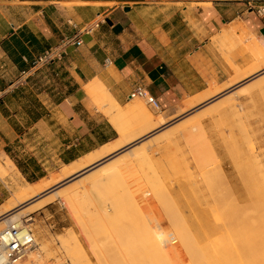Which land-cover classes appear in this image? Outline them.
Segmentation results:
<instances>
[{"label":"crops","instance_id":"1","mask_svg":"<svg viewBox=\"0 0 264 264\" xmlns=\"http://www.w3.org/2000/svg\"><path fill=\"white\" fill-rule=\"evenodd\" d=\"M262 8L264 0H0V169L14 173L12 193L117 139L107 105L85 92L92 80L122 109L138 102L154 118L181 115L209 84L232 77L230 39L264 44ZM65 38L81 44L36 64ZM241 49L233 58L244 67ZM136 88L157 105L130 99ZM12 193L0 178V207Z\"/></svg>","mask_w":264,"mask_h":264},{"label":"rangeland","instance_id":"2","mask_svg":"<svg viewBox=\"0 0 264 264\" xmlns=\"http://www.w3.org/2000/svg\"><path fill=\"white\" fill-rule=\"evenodd\" d=\"M253 38L250 36L247 43ZM247 43H241L239 38L230 39L228 47L224 50L231 54L229 65L232 77L220 85L209 84L206 93L225 88L238 73H244L253 64V55L247 48ZM239 44L242 49L236 55L246 54L247 63L244 67L234 63L233 54L237 51ZM253 77L255 78L252 76V79ZM250 79L251 77L239 86L249 84L247 82ZM102 89L105 88L98 83L95 96L87 95L97 108L107 105L104 109L106 113L108 104L103 100ZM233 90L225 93H230L226 97L233 99L230 101V107L228 106L220 114L197 117L202 110H199L202 108L200 106L199 109L164 118L167 124L163 125V128L169 125L175 126L184 120L197 121L201 127L198 133L193 132L192 136H186L187 128H181L172 133L175 138H172L170 142L165 139L152 142L153 144L147 146V156L144 160L122 170L116 177L103 182L96 189L91 188V181L83 178L68 182L66 184L68 190H76L80 193L75 210L62 198H56L41 209L22 215L19 218L20 224L27 226L33 234L34 246L29 252H32L33 259L36 260H28L25 257L22 259L23 262L22 260L17 262L22 264H25L24 262L28 264H103L108 263L105 257L110 259L112 252L116 253L117 249L123 251L118 246L121 242L128 248L135 262L149 264L142 253L135 231L138 223L142 224L146 220L143 224H147L148 219L169 223L172 215L183 223V227L189 226L187 228L191 229L193 238L211 227L222 229L235 204L242 210L247 207V192L249 187H252V182L249 181L251 176L257 175L258 179L264 182V90L259 95L255 92L253 97H249L247 93L233 96ZM226 91L228 89L223 92ZM145 110L153 114L148 109L145 108ZM129 123L135 125L132 119ZM135 127L131 130L132 133L140 129L139 125ZM143 127L142 125L141 128ZM34 146L44 148V145L35 144ZM35 152H38V149ZM44 154L45 152L40 151L38 156L41 158ZM62 167L56 163L54 169L49 166L47 171L53 172L50 173L51 175L58 173ZM0 178L7 180L11 195L16 185L14 173L12 170L4 173L0 169ZM262 183L261 185H264ZM122 205L125 208L121 207ZM23 206L25 205L14 211H20L19 209ZM128 206L131 208L129 209ZM104 211L113 213L114 217L103 216L107 220L110 219L106 222L108 224L104 223V225L113 223L114 227L109 225L111 229L114 228L112 230L105 229L108 226L103 224L98 225L101 219L98 212ZM118 211L122 214L117 220ZM88 213H90L89 216L86 215ZM114 213L116 223L111 220L115 219ZM87 220H90L89 223L96 221L94 222L96 227H91L88 223L83 226L82 221L85 224ZM98 227L104 228V231L98 230ZM4 228L5 226L2 230ZM217 230L221 233V230ZM167 232L174 233L171 229ZM219 232L217 236H208L212 238H209V241L219 239L222 236ZM173 235L176 241L173 245H176L178 239L175 234ZM99 255H105V257L102 256L105 258H102L104 262L102 259L99 262ZM112 259L111 257L110 260ZM118 259L119 264H129L120 256ZM115 260L117 263L116 258ZM188 262L189 259L184 255L180 259L164 264H190Z\"/></svg>","mask_w":264,"mask_h":264},{"label":"bare ground","instance_id":"3","mask_svg":"<svg viewBox=\"0 0 264 264\" xmlns=\"http://www.w3.org/2000/svg\"><path fill=\"white\" fill-rule=\"evenodd\" d=\"M247 48L252 52L254 60L248 70L244 73H238L225 88L211 90L196 100H190L186 103L185 111L196 108L199 109L198 107L201 106L202 108L199 110H202L197 117L222 113L228 106L230 107V101L233 99L232 97H226V95L228 96L230 93L222 95V93H224L223 91L232 89L242 82L245 83L250 77L251 79L247 82L249 84H243L236 89L234 88L235 91H232L233 96L247 93L249 97H253L255 94L259 95L263 92L264 44L253 38L251 42L247 43ZM252 76H255V78L253 77L252 79ZM97 89V80H92L91 83L85 86V92L89 96H95ZM102 97L108 104L106 114L110 118V121L116 126L115 128L118 134L117 139L77 161L63 165L58 173L51 174L47 178H43L39 181L37 180L35 183L24 182L21 186H17L11 198L0 207V232L4 226L6 228L8 225L10 226V224L14 227L23 226L20 224L19 220L22 215L41 209L56 198H62L68 206L73 207L75 210L80 193L76 190H68L69 188L66 187L68 182L76 178H83L84 180L91 181V188L96 189L98 186H101L103 182L116 177L122 170L132 166L134 163L144 160L147 156V146L152 142L154 143L159 139H165L170 142L172 138H175L172 136V133L181 128H187L186 136H192L193 132L198 133L201 130L200 123L192 120H184L175 126L171 127V125H169L163 128L162 126L167 124L164 117L158 116L154 118L142 105L138 104V102L129 105L126 109H122L114 102L106 89H102ZM131 119L135 123L134 126L132 123H129ZM191 121L192 123H190ZM189 123L190 125H188ZM136 125H139L140 129L132 133L131 130ZM142 125L144 126L143 128H141ZM132 126L133 128H131ZM127 149L129 150L127 151ZM256 176L257 175L254 177L251 176L249 179V181L251 180L250 182H252V184L250 183L252 187L250 186L247 192V207L242 210L237 208L235 204L230 217L226 220L225 224L222 225V229L211 227L204 231V233L193 238L190 232L191 229L187 228L189 226L185 224L186 227H183V223H180L181 221L172 215L169 223H167L168 221H157L156 219H148V225L143 224L146 220L142 222V224H137L136 222L138 225L135 228L137 238L142 248V253L144 257L148 259L149 264L171 263L172 260L180 259L184 255L187 256L189 259L188 263L190 264H264V185H261L263 181ZM254 178L256 181H253L255 180ZM262 184H264V182ZM29 201L32 202L28 203ZM25 203L28 204L20 208V211H14ZM121 207L125 208L123 205ZM130 208L131 207H129V209ZM78 212L80 213V211ZM115 213V219H111L114 223L117 222L118 218L121 216L120 214H122L118 211V214H116L119 217H117L116 220ZM89 214L90 213L86 215L89 216ZM98 214L99 218L101 217L102 219L103 216L107 218V216H111L113 213L109 214L104 211L102 213L98 212ZM94 219L96 218L94 217ZM101 219V224L98 223V225H104V223L110 220L104 218L105 221L102 219V223ZM82 222L84 223V221ZM89 222L90 220H87V222H85V224L82 223V225L84 226L88 223L91 227H96L94 225L96 221ZM197 223L198 222H196V224ZM106 224L104 226L108 227H105V229H114L113 223L109 224L113 226L112 229ZM101 229L104 231V228L98 227V230ZM169 229L174 233L167 232ZM217 229L221 230L222 236L215 241H209V238L212 237L211 235L215 236L219 232ZM173 234H175L178 239V244L176 245H173L176 242ZM118 246L122 248L123 251L117 249L116 253L112 252L110 255L113 261L110 260L111 257L107 259L105 255H102L106 258L105 259L99 255V262L104 258L106 262H108L105 263L103 261L104 259H102L105 264H113V262L114 264H119L118 257L120 256L124 262H128L129 264H145L141 261L135 262V259L132 258L125 244L119 242ZM113 253L114 255L112 256ZM120 253H123V255H120ZM26 257L28 260H32L34 255L32 252H29ZM115 258L118 261L117 263ZM34 260L36 259H33V261ZM24 263L28 264V262ZM13 264L22 263L16 262Z\"/></svg>","mask_w":264,"mask_h":264},{"label":"built area","instance_id":"4","mask_svg":"<svg viewBox=\"0 0 264 264\" xmlns=\"http://www.w3.org/2000/svg\"><path fill=\"white\" fill-rule=\"evenodd\" d=\"M263 13L264 9H259ZM100 21H95L82 32H91L99 27ZM73 44L79 46L80 40L75 38H65L60 43V48L43 53L38 57L36 64L46 65L53 60H59L62 56L61 49L66 45ZM108 63V61H106ZM130 99L144 100L149 105L156 106L155 100L142 88H136L130 94ZM34 246V238L31 230L27 226L14 227L10 224L0 232V264H13L24 259Z\"/></svg>","mask_w":264,"mask_h":264},{"label":"water","instance_id":"5","mask_svg":"<svg viewBox=\"0 0 264 264\" xmlns=\"http://www.w3.org/2000/svg\"><path fill=\"white\" fill-rule=\"evenodd\" d=\"M239 85H240V84H239ZM239 85L235 86L234 88L238 87ZM234 88L229 89L228 91L224 92L223 94H225V93H227V92L233 90ZM223 94H222V95H223ZM122 151H123V150H122ZM120 152H121V151H120ZM118 153H119V152H118ZM33 200H35V199H33ZM33 200H32V201H33ZM32 201H29L28 203H30V202H32ZM28 203H25L24 205H26V204H28Z\"/></svg>","mask_w":264,"mask_h":264}]
</instances>
